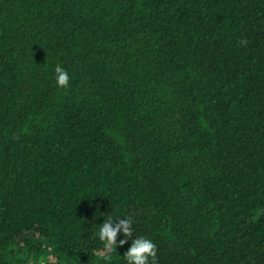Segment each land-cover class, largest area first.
Returning a JSON list of instances; mask_svg holds the SVG:
<instances>
[{"label":"trees","instance_id":"1","mask_svg":"<svg viewBox=\"0 0 264 264\" xmlns=\"http://www.w3.org/2000/svg\"><path fill=\"white\" fill-rule=\"evenodd\" d=\"M137 238L264 264V0H0V264H127Z\"/></svg>","mask_w":264,"mask_h":264},{"label":"clouds","instance_id":"2","mask_svg":"<svg viewBox=\"0 0 264 264\" xmlns=\"http://www.w3.org/2000/svg\"><path fill=\"white\" fill-rule=\"evenodd\" d=\"M56 83L60 88L69 86V73L61 67L55 69ZM124 217V219H120ZM133 225L130 217L112 216L107 221H103L99 228V240L104 242L105 250L110 251L117 245L123 246L128 243L127 237L132 235ZM118 235H123L125 239L117 242ZM156 245L148 238H137L132 240L130 247L123 254L127 264H150L154 261ZM51 264H55V258L50 257Z\"/></svg>","mask_w":264,"mask_h":264}]
</instances>
